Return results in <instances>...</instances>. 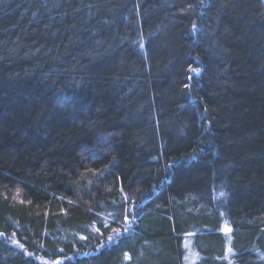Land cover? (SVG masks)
Wrapping results in <instances>:
<instances>
[{
  "label": "trees",
  "instance_id": "obj_1",
  "mask_svg": "<svg viewBox=\"0 0 264 264\" xmlns=\"http://www.w3.org/2000/svg\"><path fill=\"white\" fill-rule=\"evenodd\" d=\"M188 252L264 264V0H0V264Z\"/></svg>",
  "mask_w": 264,
  "mask_h": 264
},
{
  "label": "rangeland",
  "instance_id": "obj_2",
  "mask_svg": "<svg viewBox=\"0 0 264 264\" xmlns=\"http://www.w3.org/2000/svg\"><path fill=\"white\" fill-rule=\"evenodd\" d=\"M187 242H189V239H187ZM192 250V249H191ZM194 259V255L192 252H188L187 254V260L185 264H191V261Z\"/></svg>",
  "mask_w": 264,
  "mask_h": 264
},
{
  "label": "bare ground",
  "instance_id": "obj_3",
  "mask_svg": "<svg viewBox=\"0 0 264 264\" xmlns=\"http://www.w3.org/2000/svg\"><path fill=\"white\" fill-rule=\"evenodd\" d=\"M56 262H58V260H56Z\"/></svg>",
  "mask_w": 264,
  "mask_h": 264
}]
</instances>
